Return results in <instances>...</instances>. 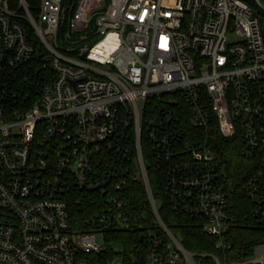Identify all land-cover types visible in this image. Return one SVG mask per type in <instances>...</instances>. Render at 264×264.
Instances as JSON below:
<instances>
[{
	"label": "built area",
	"instance_id": "1",
	"mask_svg": "<svg viewBox=\"0 0 264 264\" xmlns=\"http://www.w3.org/2000/svg\"><path fill=\"white\" fill-rule=\"evenodd\" d=\"M65 1L0 0V73L40 54L53 73L28 109L0 94V264H90L109 248L98 233L133 226L144 264H264V242L235 261L186 249L151 181L154 170L169 209L221 247L230 194L194 129L238 137L261 155L243 190L264 222V0H72L69 15ZM73 190L101 198L85 232L70 223Z\"/></svg>",
	"mask_w": 264,
	"mask_h": 264
},
{
	"label": "trees",
	"instance_id": "2",
	"mask_svg": "<svg viewBox=\"0 0 264 264\" xmlns=\"http://www.w3.org/2000/svg\"><path fill=\"white\" fill-rule=\"evenodd\" d=\"M51 68L43 61V55L24 64L16 70L0 73V94L5 92L6 103L14 108L25 110L39 102V91L43 83L52 75ZM168 97L151 99L152 106L166 102ZM189 126V125H188ZM190 128L193 130V127ZM198 132L214 149L219 162L218 174L222 183L230 194L231 215L234 225L225 236L221 247H217L218 238L209 237L198 222L188 215L172 212L161 188V177L157 180L156 172L151 170V181L159 202V212L164 223L181 239V242L191 252L197 254H213L219 259L235 261L249 256L257 243L264 242V222L254 218L251 201L244 194L243 187L258 170L261 155L248 157L242 153L241 140L238 137L225 139L217 130L206 135ZM127 202L135 212L147 209V202L143 189L138 184H132ZM69 219L72 229L85 232L92 228V219L97 215L92 212L94 205L101 200L97 194L86 197L82 192L73 190L65 195ZM147 225V224H146ZM148 226V225H147ZM133 226L130 230L105 231L106 242H117L122 245V253L114 254L109 249L101 255H88L90 264H107L115 256L122 264H144L148 250L145 241L141 240L142 232ZM109 245V244H108ZM115 255V256H114Z\"/></svg>",
	"mask_w": 264,
	"mask_h": 264
},
{
	"label": "rangeland",
	"instance_id": "3",
	"mask_svg": "<svg viewBox=\"0 0 264 264\" xmlns=\"http://www.w3.org/2000/svg\"><path fill=\"white\" fill-rule=\"evenodd\" d=\"M72 4H73V1L72 0H67V1H65L64 2V7H67V9H68V15H69V12H70V9H71V7H72ZM96 241H97V243L98 244H100V245H103V244H105V243H107V244H109L108 246H109V250L111 251V252H113L114 254H115V252H117V251H121L122 250V245H120L119 243H117V242H106V237H105V234L104 233H98L97 235H96ZM115 256V255H114ZM114 258H116V259H118V257H114ZM119 261H121V259L119 258L118 259Z\"/></svg>",
	"mask_w": 264,
	"mask_h": 264
},
{
	"label": "water",
	"instance_id": "4",
	"mask_svg": "<svg viewBox=\"0 0 264 264\" xmlns=\"http://www.w3.org/2000/svg\"><path fill=\"white\" fill-rule=\"evenodd\" d=\"M141 240H143V237H141Z\"/></svg>",
	"mask_w": 264,
	"mask_h": 264
}]
</instances>
